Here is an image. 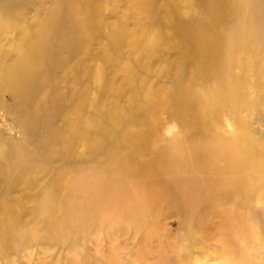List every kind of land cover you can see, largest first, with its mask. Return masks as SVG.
I'll return each instance as SVG.
<instances>
[{
	"label": "rangeland",
	"instance_id": "obj_1",
	"mask_svg": "<svg viewBox=\"0 0 264 264\" xmlns=\"http://www.w3.org/2000/svg\"><path fill=\"white\" fill-rule=\"evenodd\" d=\"M0 264H264V0H0Z\"/></svg>",
	"mask_w": 264,
	"mask_h": 264
},
{
	"label": "bare ground",
	"instance_id": "obj_2",
	"mask_svg": "<svg viewBox=\"0 0 264 264\" xmlns=\"http://www.w3.org/2000/svg\"><path fill=\"white\" fill-rule=\"evenodd\" d=\"M88 2H89V0H88ZM20 65L21 66H19L17 69H14L13 71L10 72V76H11L12 80L14 81V85L16 87H21V84L23 83V88H24V86H26V88L28 89L31 85L30 73H33L34 69H36L35 68L36 66L33 64L31 65L29 63H22ZM215 147H216L215 150L210 152L209 154H214L217 151H219L217 153V156L223 157L226 160L228 159L227 160L228 162L229 161L230 162L236 161V163H239L241 165L247 164V162L244 161V158L237 157V155L233 156L234 154H233L232 149L226 148L223 144L219 143V144L215 145ZM247 168H248V166H247ZM24 169H26V168H24Z\"/></svg>",
	"mask_w": 264,
	"mask_h": 264
}]
</instances>
